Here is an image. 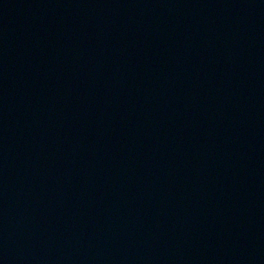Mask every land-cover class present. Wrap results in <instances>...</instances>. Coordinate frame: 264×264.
<instances>
[{
  "label": "water",
  "instance_id": "obj_1",
  "mask_svg": "<svg viewBox=\"0 0 264 264\" xmlns=\"http://www.w3.org/2000/svg\"><path fill=\"white\" fill-rule=\"evenodd\" d=\"M0 264H264V0H0Z\"/></svg>",
  "mask_w": 264,
  "mask_h": 264
}]
</instances>
